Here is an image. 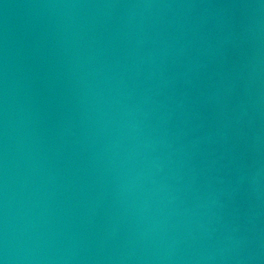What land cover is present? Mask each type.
Returning <instances> with one entry per match:
<instances>
[{
  "label": "water",
  "instance_id": "1",
  "mask_svg": "<svg viewBox=\"0 0 264 264\" xmlns=\"http://www.w3.org/2000/svg\"><path fill=\"white\" fill-rule=\"evenodd\" d=\"M2 264H264V0H0Z\"/></svg>",
  "mask_w": 264,
  "mask_h": 264
},
{
  "label": "clouds",
  "instance_id": "2",
  "mask_svg": "<svg viewBox=\"0 0 264 264\" xmlns=\"http://www.w3.org/2000/svg\"><path fill=\"white\" fill-rule=\"evenodd\" d=\"M0 264H2V262H0Z\"/></svg>",
  "mask_w": 264,
  "mask_h": 264
}]
</instances>
